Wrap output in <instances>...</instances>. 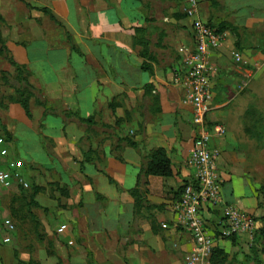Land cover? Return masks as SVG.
Returning <instances> with one entry per match:
<instances>
[{
    "label": "crops",
    "instance_id": "crops-1",
    "mask_svg": "<svg viewBox=\"0 0 264 264\" xmlns=\"http://www.w3.org/2000/svg\"><path fill=\"white\" fill-rule=\"evenodd\" d=\"M217 1L220 6L212 9L211 0H201L202 19L208 24L228 21L239 28L240 38L225 33L222 47L211 55L210 148L217 158L225 203L249 213L260 229L264 218L260 206L264 203L260 193L264 186V127L260 124L264 119V0ZM97 3L94 8L88 0L52 1L48 9L62 18L69 45L52 46L42 38L28 46L43 88L70 93L71 97H62L63 103L72 99L71 106L84 119L95 117L96 121L102 110V168L98 161L86 165L85 172L91 173L81 174L70 195L74 186L88 193L91 181L102 195V205L88 208L91 212L95 206L102 215V264H187L194 243L177 226L173 206L181 198L182 187L197 176L190 162L197 136L193 111L184 104V89L175 84V77L186 70L184 51L195 48L190 22L173 10L156 9L167 5L165 0ZM222 11L231 13L232 20L218 19L216 13ZM144 65L152 72L143 70ZM62 118L48 113L39 118L43 128L37 135L42 139L45 167L52 166L54 140L70 134V149L79 160L81 155V162L87 152L77 146L85 142L87 130L79 131L78 126H83L79 121L64 123ZM218 127L223 133L217 132ZM124 138L138 146L118 149V141ZM159 148L170 155L174 176L148 178V186L141 191H147L146 201L159 208H144L136 219L131 191L138 186L145 157ZM88 198L92 200L91 195ZM203 215L215 224L223 208L207 207ZM254 240L242 235L233 244L232 239L216 236V246L228 254V264L232 260L256 264L250 252L261 244ZM258 260L264 264V256Z\"/></svg>",
    "mask_w": 264,
    "mask_h": 264
},
{
    "label": "rangeland",
    "instance_id": "rangeland-1",
    "mask_svg": "<svg viewBox=\"0 0 264 264\" xmlns=\"http://www.w3.org/2000/svg\"><path fill=\"white\" fill-rule=\"evenodd\" d=\"M52 1L0 0V13L5 20L0 26V168L11 178V187H0V264H18V259L25 264H59L60 260L64 264H102V234H99L102 215L97 214L95 206L88 212L91 205H102V195L93 181L85 190L88 193H80L79 186H74L73 196L70 195L72 184L90 170L81 172V155L79 160L70 149L71 134L65 139L54 140L52 166L45 167L46 155L41 148V136L37 135L41 132L40 126L43 128L39 119L41 113L61 116L64 123L66 119L78 121L76 106H71L75 102L70 99L63 103L62 99L64 95L67 98L72 95L43 88L35 75L33 56L29 57L33 50L28 46L42 38L52 46L69 45L68 30L62 18L55 12L58 25L49 16L34 10L50 9ZM88 1L94 2L91 6L95 8L102 0ZM165 2L167 5L156 9H164L166 13L173 10L181 15L187 0ZM216 15L218 19L232 20L229 12H217ZM262 43L264 49V41ZM21 94L29 101L32 118L27 117L20 104ZM69 108L72 109L70 112H64ZM260 124L264 127V119ZM38 126L40 131H35ZM78 129L85 131L87 126H78ZM6 131L11 141H8L10 137ZM90 131L85 142L77 146L86 151L96 150L94 159L102 168V110ZM92 137L95 141L90 140ZM126 146L129 147L126 143L120 144L121 148ZM3 152H6L5 156ZM260 193L263 195L264 186ZM90 195L92 200L88 198ZM261 206L264 208V203ZM145 207V203L138 204L135 200L136 219L141 218L140 212ZM206 222L211 234L219 236L217 222ZM62 227H65L63 231ZM254 241L260 242L258 238ZM230 264L243 263L232 260Z\"/></svg>",
    "mask_w": 264,
    "mask_h": 264
},
{
    "label": "built area",
    "instance_id": "built-area-1",
    "mask_svg": "<svg viewBox=\"0 0 264 264\" xmlns=\"http://www.w3.org/2000/svg\"><path fill=\"white\" fill-rule=\"evenodd\" d=\"M200 5L201 0H187L183 8L185 18L190 22L195 48L186 50L185 73L175 77V84L185 91L184 104L192 108L197 135L191 155V165L197 171L196 179L184 188L180 200L173 206L177 226L187 231L194 243L187 264H210L217 247L216 236L211 234L203 215L207 207L223 208V216L217 222L219 240H230L242 235H248L253 240L259 230L253 216L228 205L223 198L217 158L210 148L213 134L207 118L213 102L211 55L222 47L224 34L216 33L202 19ZM216 130L218 133L224 131L221 127ZM2 155L5 156L6 152ZM0 187H11L10 175L1 168ZM64 229L62 227L61 231Z\"/></svg>",
    "mask_w": 264,
    "mask_h": 264
},
{
    "label": "trees",
    "instance_id": "trees-1",
    "mask_svg": "<svg viewBox=\"0 0 264 264\" xmlns=\"http://www.w3.org/2000/svg\"><path fill=\"white\" fill-rule=\"evenodd\" d=\"M220 5L218 3L217 0H211V7L212 9H216L218 8ZM34 10H39L40 12L44 13L45 15L49 16L50 20L55 22L56 24L60 25V23L58 22L56 16L52 13V11H50L49 9H34ZM183 16L178 15L179 18L185 17V14L182 13ZM5 23V20L3 18V16L0 13V26L3 25ZM210 27L218 34H225L228 33L230 34L234 39H237L239 41V28L234 26L233 24L229 23L228 21H220L219 23H213L211 22ZM6 45H4L5 47ZM7 49V47H6ZM72 49L74 51L79 52V50L77 48H75L74 46H72ZM16 67L18 69H21L20 65L16 64ZM143 70L146 71H150L152 72V69L150 66L148 65H144L142 67ZM148 89V88H147ZM25 94V93H24ZM24 94H21V106L24 109L27 117L32 118V113H31V109H30V105H29V101L28 99L25 97L24 98ZM70 115V114H69ZM76 118L77 120L82 124L87 126V132L86 134H89L91 131L90 129L96 125V121H95V117H90L88 119H84L80 116L79 113L76 114ZM6 134L8 137H10L8 135V132L6 131ZM12 138L10 137L8 139V141H11ZM90 140H93L92 138ZM120 144L121 143H126L129 147H137L138 144L134 141H132L129 138H124V139H120L118 141ZM118 149H122L121 147ZM97 154L96 150L90 149L89 151L83 153V160L81 162V172L84 173L85 172V166L91 163H94L96 161V159H94V156ZM117 159L120 160L121 162H124V159L120 156L117 155ZM151 176H155V177H164V178H169V177H173L174 176V163L170 157V155L168 154V152L165 149L159 148L156 150H153L151 153H149L144 160L143 166H142V171L139 175V181H138V186L135 190L131 191V195L134 197V199L136 200V202L138 204L140 203H145L146 204V209L148 210H152L154 208H159L156 206H151L145 199L144 195H146L145 191L144 193H142L141 191V187H147L148 186V178ZM113 182V181H111ZM190 183H186L184 187H182V190L184 191V188L189 185ZM183 193V192H182ZM182 195V194H181ZM264 196V193H263ZM261 206V204H260ZM262 207V206H261ZM263 223V227H261L258 232L255 235V238L259 239L260 241V248L259 247H255L253 246L251 248V257L253 258V261L256 264H261V262L258 260V258L260 256H264V218H262L260 220ZM233 241V244H235V237L231 238ZM16 253V252H15ZM16 259H18V255L16 253ZM18 264H25L21 261H19L18 259ZM59 264H64V262L62 260L59 261ZM210 264H228V254L226 253V251L224 249H222L221 247H215L213 254L211 256L210 259Z\"/></svg>",
    "mask_w": 264,
    "mask_h": 264
}]
</instances>
